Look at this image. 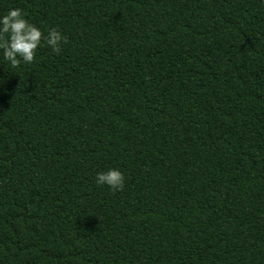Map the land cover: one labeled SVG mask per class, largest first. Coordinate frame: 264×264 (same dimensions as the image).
Returning <instances> with one entry per match:
<instances>
[{
    "label": "trees",
    "instance_id": "16d2710c",
    "mask_svg": "<svg viewBox=\"0 0 264 264\" xmlns=\"http://www.w3.org/2000/svg\"><path fill=\"white\" fill-rule=\"evenodd\" d=\"M9 6L67 43L0 64V264H264V2Z\"/></svg>",
    "mask_w": 264,
    "mask_h": 264
},
{
    "label": "clouds",
    "instance_id": "9594fccd",
    "mask_svg": "<svg viewBox=\"0 0 264 264\" xmlns=\"http://www.w3.org/2000/svg\"><path fill=\"white\" fill-rule=\"evenodd\" d=\"M66 43L67 37L57 27H38L19 7L9 6L0 11V64H6L14 72L32 65L38 49L46 47L52 55H58ZM125 179L119 167H108L93 174L94 185L113 194L124 189Z\"/></svg>",
    "mask_w": 264,
    "mask_h": 264
}]
</instances>
